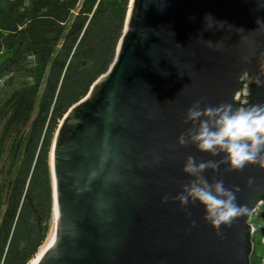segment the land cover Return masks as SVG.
Instances as JSON below:
<instances>
[{
	"label": "water",
	"instance_id": "1",
	"mask_svg": "<svg viewBox=\"0 0 264 264\" xmlns=\"http://www.w3.org/2000/svg\"><path fill=\"white\" fill-rule=\"evenodd\" d=\"M130 7L110 67L58 127L48 243L27 264H250L248 221L264 203V167L205 170L248 209L215 230L199 204L181 208L173 197L190 179L181 171L186 156L220 157L176 139L195 101L264 103V84L255 83L264 81V24L256 23L264 22V0H132Z\"/></svg>",
	"mask_w": 264,
	"mask_h": 264
},
{
	"label": "trees",
	"instance_id": "2",
	"mask_svg": "<svg viewBox=\"0 0 264 264\" xmlns=\"http://www.w3.org/2000/svg\"><path fill=\"white\" fill-rule=\"evenodd\" d=\"M128 4L0 0L1 264H26L47 236L57 120L110 67ZM105 41L101 59L94 45ZM263 247L252 244L250 264H263Z\"/></svg>",
	"mask_w": 264,
	"mask_h": 264
},
{
	"label": "clouds",
	"instance_id": "3",
	"mask_svg": "<svg viewBox=\"0 0 264 264\" xmlns=\"http://www.w3.org/2000/svg\"><path fill=\"white\" fill-rule=\"evenodd\" d=\"M204 20L207 25H204L205 28L210 29L207 22L213 19L206 14ZM215 22L223 25L221 21ZM256 23L258 26L264 24L259 19ZM208 46H212L211 41ZM240 78L244 79L245 76ZM255 83L259 86L264 81L256 79ZM241 95H248L246 87L241 90ZM183 121L189 127L178 135L176 143L179 146L191 144L198 151L212 157L218 156L220 160L198 162L193 156H186L181 171L190 179L173 199L181 208L191 203L199 204L203 220L213 229L219 230L221 225H228L233 219L245 215L248 209L237 204L235 191L226 188L222 180L210 183L203 173L206 169L216 170L219 163H224L228 170H240L246 164L264 167V103L234 105L223 102L202 107L198 100L186 109ZM161 199L166 202L169 198L165 195Z\"/></svg>",
	"mask_w": 264,
	"mask_h": 264
},
{
	"label": "rangeland",
	"instance_id": "4",
	"mask_svg": "<svg viewBox=\"0 0 264 264\" xmlns=\"http://www.w3.org/2000/svg\"><path fill=\"white\" fill-rule=\"evenodd\" d=\"M130 5L132 6V0H129V4H128V10H127V14H126V18H125V22H124V27H123V32L125 31V29H126V26H127V23H128V16H129V14H130V9H131V7H130ZM119 42H120V40H119ZM119 44V43H118ZM94 46H96L100 51H102L103 50V54H100V56H102V57H100L101 59H103L104 57H105V55H106V53L108 52V48H109V44L107 43V41H105L104 43L102 42H100V43H96ZM118 47V46H117ZM107 51V52H106ZM99 53V52H98ZM96 81V80H95ZM94 81V82H95ZM93 82V83H94ZM92 83V84H93ZM92 86V85H91ZM90 86V87H91ZM48 118H49V115H48ZM48 118H47V120H46V123H45V125H44V128H43V132L45 131V127H46V124H47V121H48ZM60 124H62L61 123V120H59V122H58V120H57V123H56V129L58 130V128L57 127H59V125ZM55 129V131H54V135H56V132H57V130ZM51 155V154H50ZM49 161H50V159H49ZM52 219H53V216H52ZM16 220H17V218H16ZM16 220H15V222H16ZM50 221L52 222V220L50 219ZM50 222V223H51ZM14 223V222H13ZM249 223H251V226H252V229H253V233H252V243H253V247L255 248V249H258L259 248V245H264V233H262V231L260 230V228L264 225V203H261V204H259L258 206H257V208L251 213V215H250V219H249ZM48 232H49V230H48ZM48 240V233H47V236H46V238H45V240L43 241V243L38 247V249L36 250V251H38V250H40L41 249V247H43L44 246V244H45V242ZM259 244V245H258ZM264 248V247H263ZM263 259H264V257L262 258V263H263ZM27 262H28V260H27ZM1 264V263H0ZM27 264V263H26ZM264 264V263H263Z\"/></svg>",
	"mask_w": 264,
	"mask_h": 264
},
{
	"label": "bare ground",
	"instance_id": "5",
	"mask_svg": "<svg viewBox=\"0 0 264 264\" xmlns=\"http://www.w3.org/2000/svg\"><path fill=\"white\" fill-rule=\"evenodd\" d=\"M52 185V184H51ZM52 196H53V193H52ZM52 211H53V214H52V216L54 215V211H55V202H54V197H53V200H52ZM47 243H48V240L45 242V244H44V246L43 247H41V249H43L46 245H47Z\"/></svg>",
	"mask_w": 264,
	"mask_h": 264
},
{
	"label": "built area",
	"instance_id": "6",
	"mask_svg": "<svg viewBox=\"0 0 264 264\" xmlns=\"http://www.w3.org/2000/svg\"><path fill=\"white\" fill-rule=\"evenodd\" d=\"M261 203H263V202H261ZM261 203H259V204H261ZM258 204V205H259ZM257 208V207H256ZM249 222V221H248ZM254 231H253V229H252V226H251V234L253 233ZM264 241V240H263ZM253 244V243H252ZM263 263H264V259H263Z\"/></svg>",
	"mask_w": 264,
	"mask_h": 264
}]
</instances>
